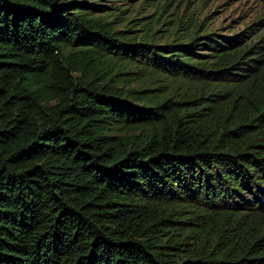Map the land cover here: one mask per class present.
<instances>
[{"label":"trees","instance_id":"16d2710c","mask_svg":"<svg viewBox=\"0 0 264 264\" xmlns=\"http://www.w3.org/2000/svg\"><path fill=\"white\" fill-rule=\"evenodd\" d=\"M103 1L0 0V264H264V18L155 43Z\"/></svg>","mask_w":264,"mask_h":264},{"label":"rangeland","instance_id":"374dc122","mask_svg":"<svg viewBox=\"0 0 264 264\" xmlns=\"http://www.w3.org/2000/svg\"><path fill=\"white\" fill-rule=\"evenodd\" d=\"M102 3L106 10L125 19L117 30L130 29L127 34L151 38L155 43L187 42L198 36L203 42L204 37L200 35L211 32L221 40L222 36L245 30L249 38L263 28L255 25V32L247 29L251 24H260L264 18V0H104ZM200 52L210 53L209 50Z\"/></svg>","mask_w":264,"mask_h":264}]
</instances>
